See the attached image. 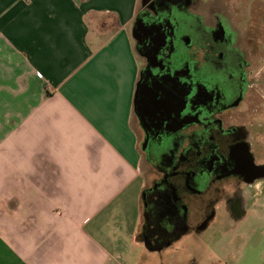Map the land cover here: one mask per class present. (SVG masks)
I'll use <instances>...</instances> for the list:
<instances>
[{
    "label": "crops",
    "instance_id": "0c3cea01",
    "mask_svg": "<svg viewBox=\"0 0 264 264\" xmlns=\"http://www.w3.org/2000/svg\"><path fill=\"white\" fill-rule=\"evenodd\" d=\"M136 9L137 0H0V264L172 261L117 203L135 186L144 217Z\"/></svg>",
    "mask_w": 264,
    "mask_h": 264
},
{
    "label": "flooded vegetation",
    "instance_id": "af4514ba",
    "mask_svg": "<svg viewBox=\"0 0 264 264\" xmlns=\"http://www.w3.org/2000/svg\"><path fill=\"white\" fill-rule=\"evenodd\" d=\"M262 0H139L132 126L141 236L161 255L232 229L264 184ZM144 168V170H143ZM186 257V256H183Z\"/></svg>",
    "mask_w": 264,
    "mask_h": 264
},
{
    "label": "rangeland",
    "instance_id": "374dc122",
    "mask_svg": "<svg viewBox=\"0 0 264 264\" xmlns=\"http://www.w3.org/2000/svg\"><path fill=\"white\" fill-rule=\"evenodd\" d=\"M262 2L264 7V0ZM138 7L139 0H137V9ZM136 190L134 186L117 202L121 209H126L131 225L135 229L138 223L144 220L140 209L136 206ZM253 203L234 228L222 229V227L226 228L228 222V219H223L220 221L224 224L222 227L220 225L209 230L200 242L191 243L192 256L189 257L186 251L184 252L188 250L185 238L175 244L177 251L174 254L172 252L170 264H264V193L261 197L257 195ZM114 218L112 216L111 221H115Z\"/></svg>",
    "mask_w": 264,
    "mask_h": 264
}]
</instances>
